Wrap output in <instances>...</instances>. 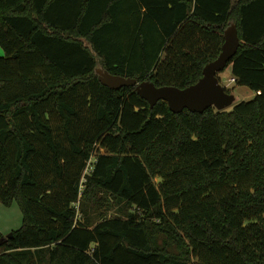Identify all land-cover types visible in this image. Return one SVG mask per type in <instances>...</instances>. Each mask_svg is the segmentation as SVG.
Here are the masks:
<instances>
[{"label": "trees", "instance_id": "obj_1", "mask_svg": "<svg viewBox=\"0 0 264 264\" xmlns=\"http://www.w3.org/2000/svg\"><path fill=\"white\" fill-rule=\"evenodd\" d=\"M231 24V109L99 80L186 88ZM0 46V264H264V0H0Z\"/></svg>", "mask_w": 264, "mask_h": 264}, {"label": "water", "instance_id": "obj_2", "mask_svg": "<svg viewBox=\"0 0 264 264\" xmlns=\"http://www.w3.org/2000/svg\"><path fill=\"white\" fill-rule=\"evenodd\" d=\"M224 36L225 42L219 56L204 67L202 77L195 84L183 89L174 86L158 87L150 81L139 82L137 78L114 75L104 68H98L97 74L100 82L111 89L136 88L137 93L149 102L152 109L159 101L164 100L174 113H181L185 109L203 113L211 107L225 111L234 106L236 96L227 91L219 74L228 67L241 46L237 25L231 24ZM12 237L11 232L8 238Z\"/></svg>", "mask_w": 264, "mask_h": 264}, {"label": "rangeland", "instance_id": "obj_3", "mask_svg": "<svg viewBox=\"0 0 264 264\" xmlns=\"http://www.w3.org/2000/svg\"><path fill=\"white\" fill-rule=\"evenodd\" d=\"M3 55L4 50L0 46V56ZM219 77L221 78L223 85H225L227 89H230L236 96V102L234 105L240 103L241 101L250 100L255 96V93L249 88L245 86H238L235 84V82H232L231 66H228L223 72H221ZM114 213L115 212L111 213L110 215L113 216ZM79 218L81 219V215H79ZM22 223L23 215L17 202H14L12 206L9 207L0 205V235L8 236L11 232L19 230L22 226Z\"/></svg>", "mask_w": 264, "mask_h": 264}, {"label": "built area", "instance_id": "obj_4", "mask_svg": "<svg viewBox=\"0 0 264 264\" xmlns=\"http://www.w3.org/2000/svg\"><path fill=\"white\" fill-rule=\"evenodd\" d=\"M232 82H235V79L234 78L232 79Z\"/></svg>", "mask_w": 264, "mask_h": 264}, {"label": "crops", "instance_id": "obj_5", "mask_svg": "<svg viewBox=\"0 0 264 264\" xmlns=\"http://www.w3.org/2000/svg\"><path fill=\"white\" fill-rule=\"evenodd\" d=\"M231 79H233V77Z\"/></svg>", "mask_w": 264, "mask_h": 264}]
</instances>
